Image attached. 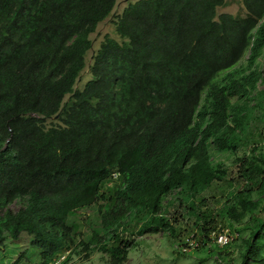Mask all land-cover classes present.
<instances>
[{
  "label": "trees",
  "instance_id": "1",
  "mask_svg": "<svg viewBox=\"0 0 264 264\" xmlns=\"http://www.w3.org/2000/svg\"><path fill=\"white\" fill-rule=\"evenodd\" d=\"M116 3L0 0V245L27 233L37 264L71 249L69 261L101 242L100 231L77 241L70 221L100 203L111 264L135 243L120 234L127 218L176 243L194 233L195 250L228 226L244 245L239 264H264V0H243L245 15L220 13L228 0L131 1L115 20L121 40L105 36L77 88ZM248 53V73L217 80ZM212 143L235 155L236 177ZM218 192L223 206L208 208Z\"/></svg>",
  "mask_w": 264,
  "mask_h": 264
},
{
  "label": "rangeland",
  "instance_id": "2",
  "mask_svg": "<svg viewBox=\"0 0 264 264\" xmlns=\"http://www.w3.org/2000/svg\"><path fill=\"white\" fill-rule=\"evenodd\" d=\"M131 1L135 2L137 0H117L113 13L107 19L99 23L97 30L91 34L94 45L87 55L88 66L82 72V75L76 84L77 88L83 89L87 81L92 77L89 65L93 60V55L100 47L105 36L108 34L121 40L115 30V20ZM228 1L229 4L227 6L219 8L220 13L229 12L241 15L246 14L245 8L243 7V0ZM247 58L248 55L240 64L229 70L240 68V66H242L245 67L244 70L248 73L249 69L246 68ZM260 62L263 66L264 55L260 58ZM225 72L226 71H221L218 74L219 81L226 78L224 76ZM261 90H264L263 82L258 83L255 93L260 92ZM68 97L69 96H67L66 99H68ZM236 100L237 96H234L233 101ZM244 100L245 99H242L241 103ZM253 101L254 100L251 102L252 104L255 103V101ZM213 143L211 146V153L214 162H223L229 170V176L236 177L238 167L235 163H233L235 155L229 150H223L220 152L215 150V145ZM261 145L264 147V135ZM249 149V146H242L239 148V154H242L244 151H248ZM211 192V190L207 191L205 195L209 196L212 194ZM174 197L175 195L164 201V209H166L165 214L171 218L175 215V209L179 204L178 201H174V203L168 208L169 199ZM217 199L219 200L218 202L210 199L211 204H208V208L211 207L216 209L222 207L226 198L222 197V194L218 192ZM101 203L103 205L108 204L107 201H102ZM99 205L100 203L73 213L70 221L75 232L79 234L77 241H80L83 238L88 240L94 235V231H100L99 237L102 240L98 244L94 243L88 251L82 250V248L78 245L77 252L72 256L69 264H111L110 254L104 251L101 247L106 242L104 240L106 234L103 231L104 228ZM182 212L183 216L187 215L185 210H182ZM179 218L178 227L182 228V225H185L188 228H191L193 218ZM128 224L126 225L127 231L125 235L134 239L135 246L130 249L128 260L124 264H239L241 261L240 251L243 249L242 247H244V245L242 243V239H240V235L239 237H236L234 243L226 247H218L214 245L211 249L209 247L205 249L201 248L200 250H193L189 253L181 254L178 248L179 244L176 243L177 241L175 242L174 237H172L169 233L164 232V230L159 229L158 231H155L148 228L141 234L138 231L139 227L135 225L134 221H130ZM225 227L227 228L228 226ZM126 229H121V231ZM231 231L235 234L238 233L233 229H231ZM247 235L248 231L244 233V237H247ZM185 237L186 235H184V238ZM31 240L32 238L30 235L22 233L18 239H9L4 245H0V264H37L38 260H40V251L36 247L31 246Z\"/></svg>",
  "mask_w": 264,
  "mask_h": 264
},
{
  "label": "built area",
  "instance_id": "3",
  "mask_svg": "<svg viewBox=\"0 0 264 264\" xmlns=\"http://www.w3.org/2000/svg\"><path fill=\"white\" fill-rule=\"evenodd\" d=\"M237 237L229 228L223 227L212 231V243L218 247H225L231 244ZM179 250L182 253H189L200 246L199 240L194 233L186 235L179 243Z\"/></svg>",
  "mask_w": 264,
  "mask_h": 264
},
{
  "label": "clouds",
  "instance_id": "4",
  "mask_svg": "<svg viewBox=\"0 0 264 264\" xmlns=\"http://www.w3.org/2000/svg\"><path fill=\"white\" fill-rule=\"evenodd\" d=\"M248 55V58H249V56H250V53H248L247 54ZM246 55V56H247ZM246 56H245V58H246ZM244 58V59H245ZM243 61V60H242ZM241 61V62H242ZM240 62V63H241ZM240 63H238V64H240ZM237 64V65H238ZM236 65V66H237ZM235 66V67H236ZM240 68H238V70H239ZM226 72H225V74H224V76L225 77H228V74H229V71H231V70H225ZM222 74V73H221ZM219 76V75H218ZM218 76H217V80H218ZM219 81V80H218ZM99 208H100V205H99ZM101 211V215H102V212L104 211V208L102 209V210H100ZM127 221H128V223L131 221L129 218H127ZM102 224H103V215H102ZM128 225H130V224H128ZM103 228H104V226H103ZM121 229H124V228H121ZM103 231L105 232V230L103 229ZM121 231V230H120ZM119 231V232H120ZM126 231H127V229L126 230H123V231H121V233L120 234H123L124 235V237H127V238H129L127 235H125V233H126ZM106 234V233H105ZM184 238V237H183ZM132 239V238H131ZM135 246V244L133 245V247ZM70 252H71V249H69V250H66L65 251V253L64 254H62L58 259H56L55 260V262H53V264H69L70 263V261H71V259H72V257H71V259L69 260V261H67V258H68V255L70 254ZM74 255V254H73ZM72 255V256H73Z\"/></svg>",
  "mask_w": 264,
  "mask_h": 264
}]
</instances>
